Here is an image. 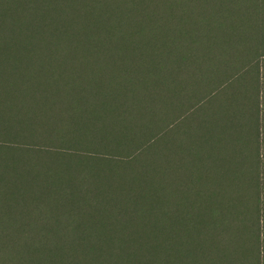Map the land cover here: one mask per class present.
Here are the masks:
<instances>
[{
	"label": "rangeland",
	"instance_id": "1",
	"mask_svg": "<svg viewBox=\"0 0 264 264\" xmlns=\"http://www.w3.org/2000/svg\"><path fill=\"white\" fill-rule=\"evenodd\" d=\"M225 1L0 0V264H250L264 12Z\"/></svg>",
	"mask_w": 264,
	"mask_h": 264
},
{
	"label": "trees",
	"instance_id": "2",
	"mask_svg": "<svg viewBox=\"0 0 264 264\" xmlns=\"http://www.w3.org/2000/svg\"><path fill=\"white\" fill-rule=\"evenodd\" d=\"M234 1L235 0H226L225 3H227V8H232V6H234ZM257 1L258 0H256V7H259V11L263 13L264 0H259V2L261 1L260 4H258ZM262 29L264 30V21L261 22V30ZM262 36H264V34H262ZM260 49H264V47ZM244 66L241 75L246 76L249 73L254 74L252 86L253 94L251 97L252 108L247 112L250 113L248 125L251 130L247 136L248 144H244V149L247 148L245 150V158L249 159V155L251 154L253 157L251 164L254 166V169L253 172H248L253 176L250 180H247L251 190L249 206L251 208L250 217L252 218L247 219L248 223H244L246 225L245 228L248 237L245 240V246L242 251L248 253V256H250V264H264V53L258 54L255 58L253 55L250 62ZM220 88L222 87L219 86L218 89ZM94 92L96 96V89ZM32 232L33 229L24 231L27 237ZM39 233H41V231ZM46 235L45 237L59 239L61 232L59 233V231H57L51 235L50 233ZM21 241H23V239ZM26 245L29 244L27 243Z\"/></svg>",
	"mask_w": 264,
	"mask_h": 264
}]
</instances>
